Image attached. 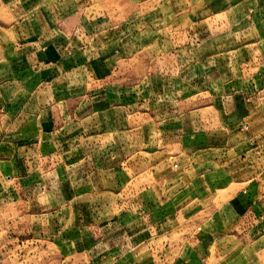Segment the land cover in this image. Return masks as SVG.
<instances>
[{"label":"crops","instance_id":"obj_1","mask_svg":"<svg viewBox=\"0 0 264 264\" xmlns=\"http://www.w3.org/2000/svg\"><path fill=\"white\" fill-rule=\"evenodd\" d=\"M9 223L53 264H264V0H0Z\"/></svg>","mask_w":264,"mask_h":264},{"label":"rangeland","instance_id":"obj_2","mask_svg":"<svg viewBox=\"0 0 264 264\" xmlns=\"http://www.w3.org/2000/svg\"><path fill=\"white\" fill-rule=\"evenodd\" d=\"M201 40H203L202 37H198L196 39L185 37L177 39L176 44L191 47H195L198 45V47H201V45L204 44L201 42ZM221 42L224 43L225 41L220 37L218 40L219 47H221ZM229 43L236 49L241 46V44H239L241 42H237V44H234L233 42H230V39L226 42L225 45H228ZM241 51L242 50H239L238 52L240 53V57L242 59V57H244V54L243 51ZM201 55L206 56L203 52H199L197 54V56ZM123 67L124 66H120L122 73L125 75V69H123ZM187 71L188 69L186 70L175 67V71H172V74H168V76H170L169 80L171 81V83L170 86L164 84L165 90L171 91V89H177L178 86L173 82L174 78L179 79L177 83H180L179 81L181 80L184 81L183 84H185V82H188L189 79L187 78V76L189 75V73ZM156 76L160 77L159 75ZM168 76L166 75V78ZM30 238L31 235L27 231L26 223H9V225L0 228V264H53L54 252L52 251V248L44 242L31 241Z\"/></svg>","mask_w":264,"mask_h":264}]
</instances>
